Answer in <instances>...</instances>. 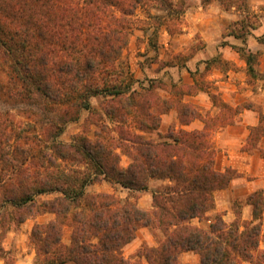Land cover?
<instances>
[{
	"label": "trees",
	"instance_id": "obj_1",
	"mask_svg": "<svg viewBox=\"0 0 264 264\" xmlns=\"http://www.w3.org/2000/svg\"><path fill=\"white\" fill-rule=\"evenodd\" d=\"M214 1L226 10L247 2L203 0V5ZM145 4L0 0V225L54 214V221L33 231L51 264H141L122 252L141 228L165 237L147 253L149 264H178L184 252L198 253L201 264H240V259L264 264L258 226L240 231L221 218L210 230L191 224L215 208L214 194L236 178L231 169L215 168L210 121H204V131L171 132L169 141L144 135L158 129L161 119L153 110L167 108L168 102L152 86L134 90L117 62L128 46L132 16ZM96 97L109 99L106 114L119 123L118 137L93 109ZM177 107L182 126L202 119L189 104ZM84 111L98 118L95 139L79 135L74 142L61 141L68 124L80 121ZM129 117L141 134L129 129ZM117 150L132 160L128 168L120 166ZM154 179L171 184L153 193L152 212L111 194L87 193L102 181L147 191ZM54 193L59 196L36 203ZM263 203L262 191L248 198L255 219ZM65 227L72 229L70 246L63 244Z\"/></svg>",
	"mask_w": 264,
	"mask_h": 264
},
{
	"label": "rangeland",
	"instance_id": "obj_2",
	"mask_svg": "<svg viewBox=\"0 0 264 264\" xmlns=\"http://www.w3.org/2000/svg\"><path fill=\"white\" fill-rule=\"evenodd\" d=\"M219 9L204 6L198 0H146L132 19L128 46L123 50L117 67L132 79L133 89L154 91L168 106L153 110L161 119L157 130L144 134L155 142L169 141L168 135L179 130L204 131V121H210L207 133L215 151V168L221 172L231 169L236 178L227 189L214 194L215 208L191 224L210 230L217 218L228 226L245 230L258 226L261 229L260 250L264 251V203L257 218L248 198L264 188L255 189L264 161V0H247L241 9L226 10L220 2ZM203 8V9H202ZM222 29V33L218 30ZM206 35V36H205ZM210 42L212 44H210ZM232 48L244 65L227 60L226 53L217 48ZM230 54V53H229ZM251 57L250 63L248 58ZM232 71H238L232 76ZM234 77V78H233ZM1 79H4L1 77ZM109 99L91 100L93 109L110 129L111 136H119V123L107 116ZM189 104L202 117L188 126H182L178 103ZM172 107V108H170ZM247 110L251 113L247 114ZM15 111V117L18 114ZM257 119L256 126L248 125ZM98 118L84 111L78 122L68 124L61 141L74 142L79 135L95 139ZM129 129L139 131L136 121L128 118ZM120 166L128 168L132 160L121 150ZM168 180H151L147 191H130L110 181H102L87 188L89 195L111 194L123 201H133L145 211H153V193L170 185ZM58 193L36 198L38 205L58 197ZM54 214L28 218L24 223L7 222L0 225V264H51L42 243L33 238L38 225L54 221ZM72 229L64 228L63 244L71 245ZM159 230L141 228L136 239L125 246L123 256L134 262L149 264L148 252L157 249L164 240ZM3 251V252H2ZM240 264H252L239 260ZM68 264H75L70 262ZM178 264H201L195 252L178 256Z\"/></svg>",
	"mask_w": 264,
	"mask_h": 264
},
{
	"label": "crops",
	"instance_id": "obj_3",
	"mask_svg": "<svg viewBox=\"0 0 264 264\" xmlns=\"http://www.w3.org/2000/svg\"><path fill=\"white\" fill-rule=\"evenodd\" d=\"M199 1V3H201L202 4V1L203 0H198ZM208 7H211L212 9H215L216 10V8L217 9H219L220 7H219V5H217L216 3L215 4H210ZM203 9V8H202ZM219 31H220V33H222V29H221V27H219V29H218ZM206 36V35H205ZM210 44H212L211 42H210ZM232 48H230L229 47V45H227L226 47H219V48H217V53H225V55H226V53L228 54V55H231V57L229 56V57H227V60H231V61H233V62H235L238 66H241V68H242V66L244 65V62H242L241 60H240V58H239V56H238V54L237 53H235V54H232V50H231ZM230 53V54H229ZM238 71H232L231 73H232V76H237L238 75V73H237ZM234 78V77H233ZM251 113V111L250 110H247V114H250ZM257 123H258V121H257V119L255 118L254 120H253V123H251V122H247V124L248 125H252V126H256L257 125ZM256 185H255V189H253L254 191L255 190H258V189H261V188H264V161H263V167H262V171H261V173H259V179L258 180H256L255 182H254Z\"/></svg>",
	"mask_w": 264,
	"mask_h": 264
}]
</instances>
